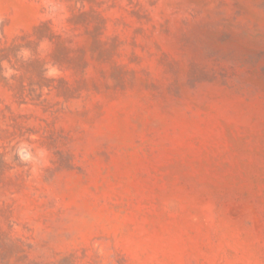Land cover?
I'll list each match as a JSON object with an SVG mask.
<instances>
[{
	"label": "rangeland",
	"instance_id": "rangeland-1",
	"mask_svg": "<svg viewBox=\"0 0 264 264\" xmlns=\"http://www.w3.org/2000/svg\"><path fill=\"white\" fill-rule=\"evenodd\" d=\"M0 264H264V0H0Z\"/></svg>",
	"mask_w": 264,
	"mask_h": 264
}]
</instances>
